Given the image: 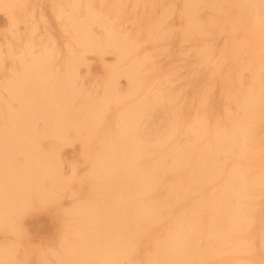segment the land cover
I'll use <instances>...</instances> for the list:
<instances>
[{
    "label": "bare ground",
    "instance_id": "1",
    "mask_svg": "<svg viewBox=\"0 0 264 264\" xmlns=\"http://www.w3.org/2000/svg\"><path fill=\"white\" fill-rule=\"evenodd\" d=\"M0 13V264H264V0Z\"/></svg>",
    "mask_w": 264,
    "mask_h": 264
},
{
    "label": "rangeland",
    "instance_id": "2",
    "mask_svg": "<svg viewBox=\"0 0 264 264\" xmlns=\"http://www.w3.org/2000/svg\"><path fill=\"white\" fill-rule=\"evenodd\" d=\"M58 0H35L36 10L40 14L48 15V5L57 3ZM153 2V0H143L144 5L148 6ZM7 29V19L6 16L0 13V34ZM41 37H44L48 34L47 28L39 32ZM225 41H222V44ZM179 44L178 43L176 45ZM112 62V58L106 59V63ZM171 60H166V67L171 66ZM102 76L100 62L94 58L90 59V69L86 73V79H94ZM123 86H126V83L123 82ZM65 159L68 162H74L77 160V154L73 149H68L65 153ZM29 233L31 238L34 240L37 246H43L53 242L56 237L55 225L54 222L50 220L47 215L41 214L33 217L31 221L29 220Z\"/></svg>",
    "mask_w": 264,
    "mask_h": 264
}]
</instances>
